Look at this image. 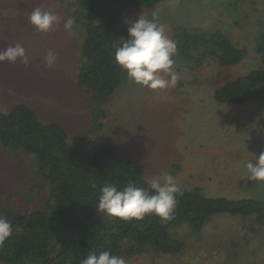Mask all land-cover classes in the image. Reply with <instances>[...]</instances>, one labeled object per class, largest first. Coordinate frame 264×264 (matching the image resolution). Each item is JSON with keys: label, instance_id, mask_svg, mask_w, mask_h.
<instances>
[{"label": "rangeland", "instance_id": "rangeland-1", "mask_svg": "<svg viewBox=\"0 0 264 264\" xmlns=\"http://www.w3.org/2000/svg\"><path fill=\"white\" fill-rule=\"evenodd\" d=\"M75 0H0V50L20 43L30 65L0 63V111L29 105L44 123L61 124L74 148L112 145L140 165L146 179L171 173L181 189L207 197L264 198V184L248 179L246 164L264 152V97L244 104L221 103L217 87L255 70H264L256 38L264 29V0H162L152 8L128 7L121 18L129 25L143 14L174 40L173 29L226 33L248 50L238 64L221 67L214 61L189 66L173 57L178 83L149 90L128 78L107 100L102 123L95 119L91 93L76 85L82 63V11ZM61 16L49 33L37 32L28 21L35 8ZM73 17L71 32L63 20ZM57 54L48 68L45 56ZM50 186L38 172L34 155L0 142V204L27 213L46 209ZM184 247L165 254L141 248L125 257L127 264H264V225L253 232L238 215L215 214L200 227L182 219L170 227ZM0 264H6L0 262Z\"/></svg>", "mask_w": 264, "mask_h": 264}, {"label": "trees", "instance_id": "trees-1", "mask_svg": "<svg viewBox=\"0 0 264 264\" xmlns=\"http://www.w3.org/2000/svg\"><path fill=\"white\" fill-rule=\"evenodd\" d=\"M161 1H74L84 17L83 60L76 85L91 93L95 119L100 123L106 114L104 103L127 79L114 60L115 48L126 41L130 26L121 18V11L152 8ZM173 35L178 58L189 66L201 67L208 60L221 67L232 66L248 54L220 30L194 32L177 25ZM256 50L264 60V29L256 38ZM256 97H264L261 69L215 90V99L221 103L244 104ZM0 142L4 148L34 155L38 172L50 186L46 209L23 213L0 204V217L10 220L13 227L12 237L0 248V262L6 264H80L81 258L92 252L111 250L114 255L128 257L145 246L155 252L178 253L184 244L171 234L170 227L184 219L197 228L215 214L241 216L253 232L264 225V198L207 197L188 189H182L175 219L167 223L154 214L142 221L126 222L97 211L105 184L123 188L131 180L147 189L142 167L112 145L72 147L61 124L44 123L24 103L0 111Z\"/></svg>", "mask_w": 264, "mask_h": 264}, {"label": "clouds", "instance_id": "clouds-1", "mask_svg": "<svg viewBox=\"0 0 264 264\" xmlns=\"http://www.w3.org/2000/svg\"><path fill=\"white\" fill-rule=\"evenodd\" d=\"M61 19V16L42 11L39 7L28 15L29 23L40 33L55 30L61 24ZM124 22L129 23L127 19ZM74 24L75 20L71 16L63 20V28L67 32H71ZM176 53V42L168 37L165 26L158 23V15L153 12L151 19L141 14L130 23L126 41L115 48L114 60L131 82L149 90H165L174 88L178 83L173 59ZM57 58V54L49 50L45 56L46 66L53 67ZM5 61L11 64L19 61L25 67L31 63L26 49L20 43L0 50V63ZM255 156V163L250 161L246 164L248 179L264 184V152ZM145 182L148 184L147 189L131 180L123 188L105 184L101 188L97 211L126 222L142 221L152 214L165 223L174 220L178 197L183 195L177 178L165 172ZM12 235L11 221L0 217V248ZM80 264H127V260L114 255L111 250H105L87 254L81 258Z\"/></svg>", "mask_w": 264, "mask_h": 264}]
</instances>
